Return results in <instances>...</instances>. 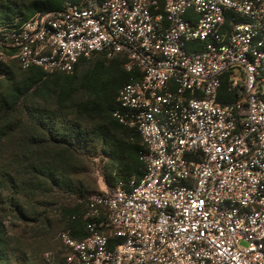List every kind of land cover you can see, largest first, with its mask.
Instances as JSON below:
<instances>
[{"label": "built area", "instance_id": "2783aa9c", "mask_svg": "<svg viewBox=\"0 0 264 264\" xmlns=\"http://www.w3.org/2000/svg\"><path fill=\"white\" fill-rule=\"evenodd\" d=\"M96 53L125 58L114 114L144 171L86 197L64 264H264V0H88L0 23V58L23 68Z\"/></svg>", "mask_w": 264, "mask_h": 264}, {"label": "trees", "instance_id": "16d2710c", "mask_svg": "<svg viewBox=\"0 0 264 264\" xmlns=\"http://www.w3.org/2000/svg\"><path fill=\"white\" fill-rule=\"evenodd\" d=\"M87 1L0 0V23ZM124 63L121 55L109 59L96 53L80 58L72 72H62L0 59V205L16 207L9 212L14 219L42 222L50 230L53 209L59 225L65 223V228H75V237L85 238L86 197L92 192L76 174L85 170L87 157H100L104 181L112 188L119 182L127 186L135 173L142 176V139L114 114L121 107L120 88L131 75ZM219 100H235L225 83ZM4 191L10 192L8 202ZM37 204L47 210H37ZM3 219L0 214V264H7L9 237Z\"/></svg>", "mask_w": 264, "mask_h": 264}, {"label": "crops", "instance_id": "0c3cea01", "mask_svg": "<svg viewBox=\"0 0 264 264\" xmlns=\"http://www.w3.org/2000/svg\"><path fill=\"white\" fill-rule=\"evenodd\" d=\"M140 177L139 173L132 175V178L138 179ZM105 185L106 190L112 189L106 182ZM117 186L127 187L121 182L115 187ZM23 225L24 227L20 228L19 231H8L9 261L7 264H44L43 256H47L45 258L49 259L52 264H63L65 262L68 249L61 240H58L56 234L59 231H68L72 237L77 238L75 237V228H65V223L63 226L62 223L53 225L50 230L42 222L33 225L28 222ZM115 241L116 238L111 236L110 245Z\"/></svg>", "mask_w": 264, "mask_h": 264}, {"label": "rangeland", "instance_id": "374dc122", "mask_svg": "<svg viewBox=\"0 0 264 264\" xmlns=\"http://www.w3.org/2000/svg\"><path fill=\"white\" fill-rule=\"evenodd\" d=\"M19 2H25V1H28V0H17ZM1 60H4L6 63H11L12 64H15L17 65V62L14 60V59H9V58H0ZM18 66V65H17ZM88 158V161L86 162V168L85 170L83 171H80L79 173H77V177L79 178L80 181H82L86 187L88 188L87 190L89 192H92L93 193H98V192H101V191H104L106 190V185H105V182L103 180V175H102V172H101V167L102 166V160L100 159V157H87ZM60 194V192H59ZM2 198H5V201L4 202H8L11 197H10V192L8 191H4V193L2 194ZM15 198H20L19 200L21 201H24L22 195H15ZM1 200V198H0ZM5 209L1 207L0 205V214H3L4 216V219H3V224L5 226V228L8 230V231H14L16 232L19 231L20 228H23L24 227V223L21 222V221H18L17 219H14L11 215H9V212L14 209L16 207H12L11 210L10 207H6L7 205L5 204ZM37 210H41L42 208H44L45 210H47V207H44V205H40V204H37L36 206ZM50 212L52 213L51 216L55 222L54 225H59V215L58 213H56V211L54 212L53 209H50ZM56 214V215H54ZM59 227V226H58ZM59 234H60V231L57 232V238L58 240H61L60 237H59ZM62 241V240H61ZM47 256H43L44 258V264H52V262L49 260V259H46Z\"/></svg>", "mask_w": 264, "mask_h": 264}, {"label": "water", "instance_id": "95a60500", "mask_svg": "<svg viewBox=\"0 0 264 264\" xmlns=\"http://www.w3.org/2000/svg\"><path fill=\"white\" fill-rule=\"evenodd\" d=\"M0 75H1V68H0Z\"/></svg>", "mask_w": 264, "mask_h": 264}]
</instances>
